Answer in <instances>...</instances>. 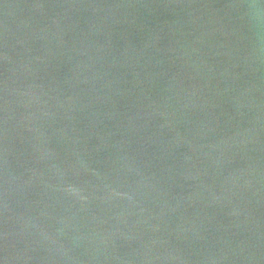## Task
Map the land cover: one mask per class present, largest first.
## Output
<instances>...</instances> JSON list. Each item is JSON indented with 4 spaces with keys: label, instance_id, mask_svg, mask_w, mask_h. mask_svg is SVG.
<instances>
[{
    "label": "water",
    "instance_id": "water-1",
    "mask_svg": "<svg viewBox=\"0 0 264 264\" xmlns=\"http://www.w3.org/2000/svg\"><path fill=\"white\" fill-rule=\"evenodd\" d=\"M0 264H264V0H0Z\"/></svg>",
    "mask_w": 264,
    "mask_h": 264
}]
</instances>
